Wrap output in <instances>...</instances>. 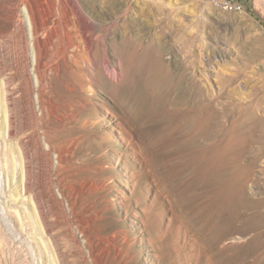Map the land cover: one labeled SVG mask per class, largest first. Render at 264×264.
<instances>
[{"label":"rangeland","instance_id":"obj_1","mask_svg":"<svg viewBox=\"0 0 264 264\" xmlns=\"http://www.w3.org/2000/svg\"><path fill=\"white\" fill-rule=\"evenodd\" d=\"M30 1L0 0V264H264V219L248 208L217 223L208 164L178 128L183 105L146 84L188 66L225 115L254 102L264 116V0H237L241 13L212 0H90L105 15L84 31L132 41L123 60L94 46L96 58L121 64V80L62 68L45 101L26 63ZM262 160L244 189L253 201L264 198ZM224 229L234 234L221 239Z\"/></svg>","mask_w":264,"mask_h":264},{"label":"bare ground","instance_id":"obj_2","mask_svg":"<svg viewBox=\"0 0 264 264\" xmlns=\"http://www.w3.org/2000/svg\"><path fill=\"white\" fill-rule=\"evenodd\" d=\"M26 11L32 40L31 57H28L26 63L31 60L35 71V91L39 101H43L45 94L49 93L50 74L60 73L62 68L74 66L83 74L94 71L93 79L105 77L114 83L121 80V64H113L106 55L96 58V53L93 52L94 46L107 43L109 34L92 30L84 31L85 20L91 24L93 19L96 20L98 17L102 19L105 15L95 11L92 1L86 0L84 5H72L65 0H59L58 7L51 8L49 5L43 6L38 1L32 0L28 3ZM88 11L91 12L92 18L87 15ZM43 14H46V19ZM49 25L52 28L46 31ZM109 25H111L110 21L103 22L104 31H107ZM138 37L134 41L139 44L144 43L143 39ZM152 40L150 39L149 43ZM129 42L132 41L128 34H120L119 40H113L107 45L115 50L119 60H123L122 56L129 47ZM107 45L104 47H108ZM157 47L159 48L160 45ZM156 54L158 55L157 52ZM161 70L151 73L152 75L146 80L149 87L147 89H150L148 92L158 99V91L163 89L166 96L173 97L174 103L183 105L187 114L178 124V128L192 146L196 145L200 148L198 157L208 164L206 165L208 166L207 183L213 192L210 197L211 204L218 209L214 214L217 223L221 221L229 223L241 219L244 213L247 214L248 208L255 209L252 219H264V198L253 201V198L251 200L244 194L245 187L255 181V169L264 157V116L257 113L256 103L230 104L223 107L226 113L228 111L225 115V112L218 108L219 100L216 101L211 95L206 94V85L199 83L196 76L190 74L188 66L175 74L168 72L169 69H163V72ZM254 142L261 144L260 150H257L260 152L257 154H253ZM191 149L196 152V148ZM245 210L247 211L244 212ZM245 219L249 220L248 217ZM220 233L221 239H227L234 234L225 229Z\"/></svg>","mask_w":264,"mask_h":264},{"label":"built area","instance_id":"obj_3","mask_svg":"<svg viewBox=\"0 0 264 264\" xmlns=\"http://www.w3.org/2000/svg\"><path fill=\"white\" fill-rule=\"evenodd\" d=\"M213 5L225 12L241 13L243 4L237 0H212Z\"/></svg>","mask_w":264,"mask_h":264}]
</instances>
